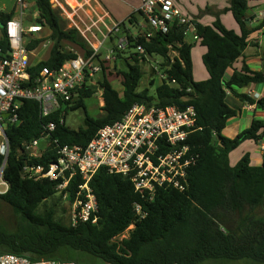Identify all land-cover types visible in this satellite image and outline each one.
<instances>
[{
  "label": "trees",
  "instance_id": "1",
  "mask_svg": "<svg viewBox=\"0 0 264 264\" xmlns=\"http://www.w3.org/2000/svg\"><path fill=\"white\" fill-rule=\"evenodd\" d=\"M31 2L39 13L35 22L51 34L47 38H30L27 49L34 52L47 40L52 41L50 56L35 63L31 70L33 75L45 66L56 69L76 58L75 53L67 50L66 43L82 54L92 52L81 32L76 27H68V21L53 7L52 0ZM226 11L233 15L241 34L228 29L220 18L211 25L192 21L201 45L207 48L203 63L210 75L208 80L194 79L192 50L195 44L186 40L185 26L149 36V30L140 28L137 16H142L136 13L128 19L138 29L136 34L127 28L128 21L121 22L122 34L130 41L127 51H119L115 61L121 62L117 70L123 76V94L108 80L109 67H105L103 81L99 82L103 87L104 116L94 118L88 114L86 100L96 93L91 86L80 91L67 109H84V126L78 130L69 128L66 123L60 124L61 111L41 117L37 102H23L19 122L7 128L10 154L4 179L10 187L0 196V201L12 208L15 226L10 229L0 222V255L16 254L32 261L75 260L79 264H95L97 259L106 264H202L210 260H250L264 264V157L262 165L257 167L251 166L248 154L235 167L230 165L229 159L230 153L242 143L263 141L264 122L254 120L235 138L224 135L228 121L241 113L228 102L229 94L243 104L257 103L237 89L263 84L264 72L253 71L247 64L238 70L234 64L244 56L250 36L264 28V21L258 28L248 29L247 0H231ZM15 14L16 8L12 12H0L3 28L0 48L4 53L9 50L4 26ZM138 46L146 55L136 52ZM127 52H131L129 56ZM171 52L176 53L173 60ZM155 56L164 58L162 66L167 79H163L153 94L150 89H139L144 76L141 63ZM137 104L196 109L197 128L186 143L198 159L189 171L187 189L180 192L161 188L154 201L148 202L136 192L129 177L102 168L90 181L99 205L98 223L73 226L57 209L61 200L52 199L58 192L57 182L31 179L23 170L26 164L48 168L57 158L54 145L40 156L31 157L25 152L24 144L40 139L44 125L55 122L57 127L52 138L60 145L86 146L100 129L122 120ZM258 105L264 108V98L258 100ZM3 162L0 157V170ZM82 182L81 177H77L70 183L72 200ZM136 203L143 205L145 218L136 214ZM61 210L65 212V207ZM131 225L135 227L129 237L116 240ZM68 253L72 255L67 257Z\"/></svg>",
  "mask_w": 264,
  "mask_h": 264
},
{
  "label": "built area",
  "instance_id": "2",
  "mask_svg": "<svg viewBox=\"0 0 264 264\" xmlns=\"http://www.w3.org/2000/svg\"><path fill=\"white\" fill-rule=\"evenodd\" d=\"M30 6L31 0H16V14L4 26L9 50L4 53L0 48V157L4 159L0 170V196L6 194L10 187L4 179L10 154L7 128L19 122L23 102H37L41 117L61 111L60 124L64 125L67 109L80 91L87 86H96L95 76L103 74L108 63L116 61L117 53L127 51L130 44L128 36L122 34L121 23H117L111 30V36L117 37V44L112 46L109 54L104 56L100 52L101 46L92 49L89 55L72 49L76 58L56 69L45 66L33 75L31 70L35 63L31 58L32 52L27 49L26 38H39L45 27L36 22L27 27L24 25V16ZM137 12L143 18V27L149 30V36L156 32L166 34L174 27L185 26L186 39L190 33L194 41L200 39L192 21L174 0H142ZM38 16L39 13L36 18ZM257 18L264 21V10L258 13ZM136 52L146 55L141 46ZM249 95L260 98L257 93L250 92ZM56 127L55 122L44 125L40 139L50 140V145L53 144L57 151V158L48 168L26 164L23 170L31 179L57 182V191L70 201L73 226L98 223L99 205L90 181L100 169L106 168L110 173L129 177L136 192L152 202L161 188L184 192L189 185V171L198 159L186 143L191 132L197 128V112L193 106L181 110L175 106L134 105L122 120L100 129L86 146L60 145L52 138ZM40 139L24 144L25 152L31 157L43 153L35 151ZM77 177H81L83 182L78 185L72 200L69 187ZM134 208L141 218L147 216L142 204L136 203ZM134 227L131 225L127 231ZM0 264L79 263L45 259L32 261L25 256L2 254Z\"/></svg>",
  "mask_w": 264,
  "mask_h": 264
},
{
  "label": "rangeland",
  "instance_id": "3",
  "mask_svg": "<svg viewBox=\"0 0 264 264\" xmlns=\"http://www.w3.org/2000/svg\"><path fill=\"white\" fill-rule=\"evenodd\" d=\"M123 1V0H120ZM221 1L222 5L217 7H214L213 5ZM180 4L184 6V8L190 12L192 16H198L199 20L203 21H215L217 18H220L223 16V21L225 25L227 26V22L232 18L233 16L231 14H227V4L229 0H179ZM230 3V2H229ZM53 7L61 11V16L63 19L68 21V27H85L91 26L92 23L89 22L88 13L91 9L89 5L85 3L84 0H54L52 2ZM16 8V0H0V12H12L13 9ZM260 12V11H259ZM258 12V13H259ZM38 15V10L35 7V5L31 2L30 9L26 11L24 16V25L27 27L32 23H35L36 17ZM138 20H139V16ZM141 20V18H140ZM197 21V20H196ZM263 22V21H262ZM142 23L144 24V21L142 20ZM127 28L131 30V33L136 34L138 32V29L132 25L129 21L127 22ZM140 28L145 30L143 25L140 24ZM78 29V28H77ZM148 31V29H147ZM47 31L42 32V34H39V38H47L46 35ZM44 34V35H43ZM51 34V33H50ZM264 37V35H262ZM3 37V28L0 25V40ZM28 38H26V42H28ZM188 42H193V35L190 33V35L186 39ZM102 44V45H101ZM117 44V37H112L111 32L109 33V37H105L103 40L101 38L100 43H97L96 46H91L92 49L99 48L100 46V52L105 56L109 54V50L112 48V46ZM67 50L72 51L73 46L70 43H66ZM52 47V41L47 40L44 44H42L36 51L32 52V60L36 62H41L43 60H46L50 56V51ZM131 52H127V55L129 56ZM176 56V53L171 52L170 57L171 60L174 59ZM197 62V52L194 53V62ZM164 58L161 56H155L154 61L149 62H142L141 66L144 72L143 79L140 83V89H150L151 93H155L156 88L158 85H160L163 81V79H167V75L165 74V70L163 68ZM121 64V62H109L107 67L109 69L106 72V75L108 77V80L112 84V86L118 90L121 94H123V76L118 72V67ZM205 70L204 68H202ZM156 71V74L154 73ZM195 71V69H194ZM196 71H200L199 68H196ZM152 77L155 80V84L152 85ZM194 77L197 79L196 73L194 74ZM97 81V84L99 86V82L103 81V74H98L94 78ZM87 105V111L88 114L94 118H101L104 116L105 112L103 111L104 107V101L102 98V91L96 90V93L93 95V97L86 100ZM86 113L84 109H74V110H67L65 114L66 119V126H68L71 129L78 130L79 128L84 126ZM50 140L48 138H42L39 140V145L35 148V151L37 153H41L45 151L49 145ZM53 200H61L59 202L58 211L59 213H63L64 220L67 222H70L71 220V205L70 201L66 200L63 197V194L60 192H57V194L52 198ZM52 202V201H50ZM63 207H65V212L61 210ZM0 222L7 225L10 229L14 228L15 226V215L10 207L9 204L4 203L0 201ZM129 231H126L124 234H122L120 237H118L116 240L121 241L125 238L129 237ZM72 255L71 253H68L66 255L67 257H70ZM73 259V258H72ZM74 260V259H73ZM78 260V259H77ZM75 261V260H74ZM96 262V261H95ZM80 263V262H79ZM95 264H106L102 260L97 259V262ZM202 264H259L250 260H239V261H226V260H210L206 261Z\"/></svg>",
  "mask_w": 264,
  "mask_h": 264
},
{
  "label": "crops",
  "instance_id": "4",
  "mask_svg": "<svg viewBox=\"0 0 264 264\" xmlns=\"http://www.w3.org/2000/svg\"><path fill=\"white\" fill-rule=\"evenodd\" d=\"M87 5L90 6L88 13L89 22L91 26L77 27L81 32L82 36L87 40L91 46H96L100 43L101 38L104 40L105 37L109 36V33L117 23L126 22L132 14L138 13V9L141 6L142 0H84ZM176 4L181 8L185 15L191 20H197L204 25H211L213 21L199 20L198 16H192L188 9L186 10L179 0H174ZM231 2V0H229ZM227 4V9L230 7V3ZM264 0H247V16L246 25L248 29L253 30L258 28L262 23V20L257 18L258 12L264 10ZM221 1L216 2L213 6H221ZM227 14H231L227 12ZM232 15V14H231ZM233 16V15H232ZM223 16L221 17L222 22ZM140 20V17H139ZM142 18L140 24L142 23ZM225 25V23H224ZM226 26V25H225ZM228 29L234 30L237 34H241V28L235 21L234 17L227 22ZM51 31H48L46 35H50ZM264 28L252 34L249 39V44L245 50L244 56L239 58L234 68L240 70L244 64H247L253 71L264 72ZM195 46L192 50L193 60V72L196 73L197 79L195 81H205L210 78L209 72L203 63V56L207 52V48L201 45L200 40L191 42ZM44 44V43H43ZM73 49L77 50L73 47ZM197 52V62H194V53ZM32 58V57H31ZM33 63L36 61L33 60ZM199 68L200 71H196ZM204 68L205 70H203ZM195 69V71H194ZM238 93L246 94L252 98L254 96L249 95L250 92L259 94L260 98L255 99L256 104H243L240 100L229 94L228 102L241 110L238 117H235L228 121L227 128L224 131V135L228 138H235L241 134L244 130L248 129L254 120H260L264 122V108L258 105V100L264 98V83L253 84L243 89H237ZM264 138L260 143L254 141H246L242 143L236 150L232 151L229 155L230 165L235 167L240 160L248 154L251 160V166H261L264 157Z\"/></svg>",
  "mask_w": 264,
  "mask_h": 264
},
{
  "label": "water",
  "instance_id": "5",
  "mask_svg": "<svg viewBox=\"0 0 264 264\" xmlns=\"http://www.w3.org/2000/svg\"><path fill=\"white\" fill-rule=\"evenodd\" d=\"M151 61H154V59H152ZM170 62H168L167 63V67H169L170 66ZM92 88L96 91V90H100V91H103V87L102 86H98V85H96V86H92Z\"/></svg>",
  "mask_w": 264,
  "mask_h": 264
}]
</instances>
